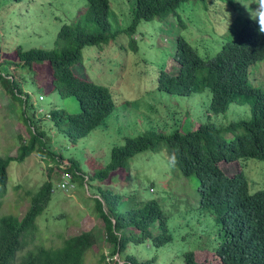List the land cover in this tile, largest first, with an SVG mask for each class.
I'll return each mask as SVG.
<instances>
[{"label":"trees","instance_id":"obj_1","mask_svg":"<svg viewBox=\"0 0 264 264\" xmlns=\"http://www.w3.org/2000/svg\"><path fill=\"white\" fill-rule=\"evenodd\" d=\"M24 1L0 0V7ZM79 2L81 6L74 14L65 11L67 14L56 15L50 1L38 13L33 12L32 23H37L38 17L58 22L48 44L32 42L48 36L52 31L47 26L53 21L42 29L29 24L30 39L17 44L14 59L0 60V85L16 103L18 117L27 129V136L17 135L16 155L0 156V210L7 192L10 161H24L32 153L55 163L62 160L63 156L52 148V136L47 131L50 125L54 133L76 146L116 109L117 92L113 87L81 79L73 72L72 67L82 60L83 49L101 48L126 38L129 50L137 55L140 39L136 34L142 37L154 31L157 24L159 31H165V25L176 17L180 32L160 33L161 40L170 39L169 45L161 50L157 40L150 44L159 48V60L143 58L139 62L147 65L143 70L149 76L146 83L156 90L159 100H166L167 110L168 103L178 105L181 100L197 98L198 112L205 119L195 127L190 123V128H184L185 120L173 112L167 129L163 123L168 120H155L150 114L144 119L146 127L141 133L123 136L122 143L111 148L103 167L95 170L93 155H89L86 162L91 170H85V159L73 156L68 158L65 171L73 188L74 182H85L93 192L94 209L103 222L110 256H118L124 264H158L175 239L170 213L160 198H146L141 181L132 182L136 188L131 191L96 183H103L119 168L128 172L137 154L165 149L168 162L197 181V200L195 204L187 202L190 207L186 209L196 222L195 229L206 236L207 247L219 264H264V188L250 193L242 169L228 175L219 166L222 161L264 160V34L259 33L258 24L244 7L249 0H126V8L120 13L112 8L111 0ZM192 8L211 23L201 29L206 35L195 39L181 14V10ZM11 13L24 15L16 8H11ZM142 27L145 29L141 32ZM166 57L177 65L176 72L165 69ZM41 67L46 76L43 82L36 78ZM25 87L41 90L43 98H74L78 111L70 112L49 102L50 108L42 114ZM231 106V113L239 115L237 119L221 125L212 121ZM53 191L47 179L35 190L25 192L28 205L21 217L0 212V264L86 263V256L96 244L92 231L64 238L57 246H29L38 230L37 218L47 208ZM139 251L149 254L140 257ZM105 258L102 253L101 264H109ZM177 259L179 264H204L193 250L167 263L174 264Z\"/></svg>","mask_w":264,"mask_h":264},{"label":"rangeland","instance_id":"obj_2","mask_svg":"<svg viewBox=\"0 0 264 264\" xmlns=\"http://www.w3.org/2000/svg\"><path fill=\"white\" fill-rule=\"evenodd\" d=\"M49 1L52 2L49 5H54L56 8V15L65 11L74 14L76 9L81 6L80 0H25L18 5L6 4L0 7V60L14 59V49L17 44L28 40L27 38L30 39L28 36L30 34L27 32L29 24H32L34 28L42 29L53 21L52 18L43 20L38 17L37 23H32V19L35 17L33 12L38 13ZM125 2L126 0H111V6L120 13L122 9L126 8ZM11 8H16L19 14L24 15L20 17L12 14ZM181 14L188 29L191 30L192 39L206 35L201 31L202 28L211 24L206 16L195 8L181 10ZM57 24V21L49 24L48 30L52 32L46 37L33 40L32 43L47 45L48 37L54 33L53 29ZM154 27L156 28L154 31L151 29L148 34L142 37L140 34L135 35L137 39H140L137 55L129 50L128 41L123 38V40L110 42L101 48L85 47L82 51L81 62L72 67L73 72L79 78L111 86L116 90L118 104L104 124L92 131L90 136L78 140L76 146L54 133L50 125L47 131L52 136V148L63 156L62 160L55 163L48 158L32 153L24 161L12 160L8 164L7 192L2 199L1 213H14L21 217L28 205L25 193L27 190H35L47 179H50L54 188L47 208L37 218L38 230L29 246L35 244L57 246L64 238L83 231H92L96 244L86 256L85 264H101L102 253L106 256L105 262L124 264L118 256H110V245L104 238L103 222L94 209V195L87 183L84 182L83 185H80L78 182H74L75 186L69 190V193L56 186L64 179L62 176L66 173L65 169L69 167L68 158L73 156L79 160L84 158V164H86L85 166L82 163L84 169L86 170L87 167L88 170H91L89 163L86 162V157L93 155L94 169L103 167L109 160L111 148L122 143L123 136L141 133L146 127L144 119L150 114L155 120H168L163 123L167 129H170L172 123L170 116L173 112L180 120H185L184 128L195 127L205 119L203 114L198 112L197 98L191 99L189 102L178 99L179 104L168 103L167 110L166 100H159L156 90L146 83L149 76L147 73H143V70H147V65L141 64L139 60L145 58L150 61L155 58L158 61L159 48L154 47L155 45L151 47L150 44L153 41L155 44L157 40V44L163 50L165 46L169 45L170 39L166 37L165 40H161V34L176 35L180 32L176 17L171 18L165 25V31H159V24ZM143 29L145 28L142 27L141 32ZM164 62L167 71L172 73L177 71L178 67L170 57H166ZM13 68L14 66H11L10 70L14 72ZM36 78L41 82L45 80L44 68L39 69ZM25 90L31 92V100L38 103V112L42 114L50 108L49 102L70 112L78 111V104L74 98L61 99L48 96L43 98L44 93L41 90L32 91L29 87H25ZM166 97V99L170 98ZM127 103L129 104L127 105ZM16 106V103L0 85V156H15L18 145L17 135L27 136L26 126L19 119ZM233 110L231 106L225 114L212 117V121L221 125L237 119L239 115L231 113ZM102 155L104 156L101 157ZM238 162L222 161L219 166L228 175L242 169L247 178L250 193L263 189L264 160L249 158L239 159ZM127 175H129L128 179ZM134 176L137 177L133 178ZM138 181H141L145 187V197H159L162 206L171 216L169 223L172 226L175 239L168 249L169 252H166L164 257L163 255L160 257L158 264H169L167 262L172 257L179 256L180 253L187 250H193L196 259L204 264H219L212 249L207 247L206 236L200 235L195 229L196 222L189 218L188 209H186V206L190 207L186 204L187 202L195 204L197 200V181L194 176L186 177L178 168L172 166L168 162L167 151L163 149L158 153L147 151L137 154L131 160L128 172L119 168L111 172L103 183H95L112 187L117 191L125 188L127 191H131L136 188L132 182ZM148 254V251H139L140 257H146ZM177 261L178 259L173 263L179 264Z\"/></svg>","mask_w":264,"mask_h":264},{"label":"clouds","instance_id":"obj_3","mask_svg":"<svg viewBox=\"0 0 264 264\" xmlns=\"http://www.w3.org/2000/svg\"><path fill=\"white\" fill-rule=\"evenodd\" d=\"M251 4H255L256 7L251 8ZM244 7L248 10L250 19L258 24L259 33L264 34V0H249Z\"/></svg>","mask_w":264,"mask_h":264},{"label":"built area","instance_id":"obj_4","mask_svg":"<svg viewBox=\"0 0 264 264\" xmlns=\"http://www.w3.org/2000/svg\"><path fill=\"white\" fill-rule=\"evenodd\" d=\"M64 179H62V181L60 183H58V187H60V189H62L63 191H66L67 193H69V190H72L73 185L69 182V175L67 173H65L62 176Z\"/></svg>","mask_w":264,"mask_h":264}]
</instances>
